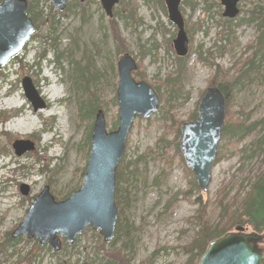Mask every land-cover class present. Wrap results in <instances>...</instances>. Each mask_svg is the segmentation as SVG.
<instances>
[{"label": "rangeland", "instance_id": "obj_1", "mask_svg": "<svg viewBox=\"0 0 264 264\" xmlns=\"http://www.w3.org/2000/svg\"><path fill=\"white\" fill-rule=\"evenodd\" d=\"M119 1L110 18L99 0H69L62 11L50 0H37L35 31L23 50L0 67V264H98L103 255L113 253L126 264H184L188 258L184 247L199 228L194 218L200 204L196 197L206 221L215 224L220 219L221 187L230 186L235 192L249 168L254 172L259 167L260 157L239 167L240 150L254 135L239 140L227 133L218 144L219 158L207 190L187 196L191 176L173 143L176 138L179 141L181 123L196 118L192 114L197 112L202 91L211 86L216 67L228 72V80L243 71L239 69L253 54L260 34L257 20L248 19L252 9L264 12V0H239V12L231 19L222 15L220 0H183L180 8L189 52L176 97L164 84L177 67L172 47L176 25L167 19L158 0ZM125 52L138 64L133 77L151 85L159 97L156 113L133 121L116 170L117 224L125 227L116 232L112 245L90 227L70 245L62 238L59 251L38 238H12L43 186L61 200L83 180L94 115L84 116L85 108L80 113L78 105L96 100L105 129L116 128V62ZM200 54L214 65L200 61ZM263 63L248 69L229 88L223 125L226 120L247 124L264 114ZM24 77L45 102L42 108L34 110L25 97ZM16 139L28 140L33 148L17 155L11 145ZM21 183L30 187L29 194L20 193Z\"/></svg>", "mask_w": 264, "mask_h": 264}, {"label": "water", "instance_id": "obj_2", "mask_svg": "<svg viewBox=\"0 0 264 264\" xmlns=\"http://www.w3.org/2000/svg\"><path fill=\"white\" fill-rule=\"evenodd\" d=\"M50 2L58 11L67 5V0ZM100 2L106 15L111 16L112 8L118 0ZM220 2L224 7V17L231 19L239 12V0ZM27 9V0L0 2V67L23 50V46L35 31ZM175 14H171V11L168 13V19L174 22L178 30L173 41L178 55H185L188 52V40L183 29V19L179 13L176 17ZM116 65V128L107 131L102 109L96 111L90 130V154L80 186L67 198L57 201L49 186H43L33 197L22 221L11 233L12 238L18 235L38 238L41 244L47 242L53 250L59 251L61 237L70 245L76 236L91 227L98 230L106 243L112 241L118 219L114 194L116 169L125 152L130 127L136 117L148 119L159 109V97L153 87L144 80H135L131 75L137 69L132 55L122 53ZM21 80L25 97L33 109L42 108L45 102L40 99L32 81L28 77ZM203 93L198 101L196 118L193 121H184L179 126L178 148L186 167L193 172L199 190L206 191L212 180L218 144L222 138L225 97L215 85L208 86ZM11 145L17 155L33 148L24 139H16ZM19 189L23 196L29 194L30 187L26 183H21ZM263 243L264 231L257 232L248 230L242 224L236 225L230 231L209 240L197 264H264V247H261Z\"/></svg>", "mask_w": 264, "mask_h": 264}, {"label": "trees", "instance_id": "obj_3", "mask_svg": "<svg viewBox=\"0 0 264 264\" xmlns=\"http://www.w3.org/2000/svg\"><path fill=\"white\" fill-rule=\"evenodd\" d=\"M157 2L159 4V7L164 11L162 0H158ZM36 3L37 0H27V13L28 16L31 17L32 21H35V15L33 13L35 11V5H37ZM250 16L251 17L248 19L249 21L257 20L256 26H258L260 34L258 36V39L255 41L253 54L250 57L246 58L243 65H241L239 69L243 71H241L240 74L234 79L228 80L229 78L226 77L228 72L221 71L218 67H216L213 77L210 80L211 86L216 85L223 93L225 97V106H227L229 100V88H233L237 80L245 76L248 69H252L253 67H255V65H259L261 62H264V35H262L264 29V12L262 13V11L258 8L252 9ZM111 20L113 19H110V21ZM257 44L261 46H257ZM223 50V48H220V55H222ZM257 54H259L258 59H256ZM185 57H182L180 55L175 56V62H177L176 71L169 73V75H167L164 79V84L166 85L168 91L175 97L181 90V70L183 68V65L185 64ZM198 59L208 64L209 66L214 65L213 61H209L208 57H203L201 54L199 55ZM256 61H258V63L255 64ZM94 75L92 76V78H95ZM216 77H219L220 80H215ZM226 79L227 81L224 82V80ZM203 92L204 91H202V94ZM86 103L87 102L84 101L82 104L78 105V110L81 113L82 109L85 108L83 115L85 116L86 114V116H93L96 113L95 111L97 110L99 105L97 104L96 100L91 102L89 101L88 104ZM196 116L197 115L195 111L192 114V119ZM175 132L176 138L178 129H176ZM227 133L239 140H244L248 135H254V138L248 143V146H245L240 150L241 153L239 155V167L242 168L245 162L250 159L257 158L258 160L260 157L258 163L259 167L255 168L254 172L252 167L249 168L246 177H244L240 181L238 189L235 192H232L230 186L221 187L217 198L218 211L220 212L218 218L220 217V219L215 224H211L210 222L206 221V218L202 211L203 208L200 197H196L195 201L199 202L200 204L197 211H195L196 216L194 218L199 225V228L195 236L184 247V252L186 253V255H188V258L184 264H197L199 256L206 248L209 240L219 237L221 234L229 231L230 228L235 225H249L251 227V230H255L257 232L264 231V114L247 124L238 120L235 123L229 124L228 120H226L223 126L222 137H226ZM177 143L178 142L176 138L173 144L176 152L179 153L180 151L177 147ZM216 158H219V155H216ZM180 159L181 161H183L181 156ZM187 172L188 174H190L191 178L189 179L184 194L190 196L192 192L199 189L196 181L193 178V172L189 169L187 170ZM118 179H120V175H118ZM242 182L246 183L242 184ZM116 196L118 201V194L115 190V198ZM115 226L116 228L114 235L116 234V232L121 230L122 227H125L120 226L119 224H117V222ZM123 231L126 233V229H124ZM114 238L116 237L113 236V239L109 243V245H112ZM101 248L103 249V246ZM98 264H126V262L124 259L113 253V255L109 256L103 255L102 258H99Z\"/></svg>", "mask_w": 264, "mask_h": 264}, {"label": "flooded vegetation", "instance_id": "obj_4", "mask_svg": "<svg viewBox=\"0 0 264 264\" xmlns=\"http://www.w3.org/2000/svg\"><path fill=\"white\" fill-rule=\"evenodd\" d=\"M2 0H0V2H1ZM69 0H67V2H68ZM85 0H83V1H80V2H84ZM178 0H162V2H163V7H164V9H166V11H167V19H168V13H169V11H171V14H177V13H179V15H180V17H181V19H183V14H182V11H181V9L182 8H180L181 7V4H182V2H183V0H180L178 3H177V6L175 7L174 5L176 4V2H177ZM66 2V3H67ZM78 2H79V0H78ZM99 2H100V0H99ZM120 1L118 0V2L113 6V8L119 3ZM100 4H101V2H100ZM66 7H67V5H66ZM65 7V8H66ZM102 7V6H101ZM64 8V9H65ZM103 8V7H102ZM113 8H112V10H113ZM63 9V10H64ZM58 11V10H57ZM59 11H62V10H59ZM103 11H104V9H103ZM112 12V11H111ZM176 14H175V17H176ZM113 16V12H112V15L111 16H108V17H112ZM169 21H171L172 23H174L172 20H170V19H168ZM184 23H185V20L183 19V29H184ZM176 30H177V28H176ZM185 30V29H184ZM178 31V30H177ZM185 32H186V30H185ZM187 34V33H186ZM187 40H188V37H187ZM172 41H173V39H172ZM172 47H173V50H174V52H175V54L176 55H178V52H176V48H175V43H174V41L172 42ZM188 49H189V40H188ZM188 49H187V51H188ZM189 52V51H188ZM188 52L185 54V55H180V56H182V57H185V56H187V54H188ZM179 56V55H178ZM137 68H138V65H137ZM137 70V69H136ZM135 71V70H134ZM134 71H132V74H133V72ZM207 88V87H206ZM116 177H117V174H116ZM57 201V200H56Z\"/></svg>", "mask_w": 264, "mask_h": 264}, {"label": "bare ground", "instance_id": "obj_5", "mask_svg": "<svg viewBox=\"0 0 264 264\" xmlns=\"http://www.w3.org/2000/svg\"><path fill=\"white\" fill-rule=\"evenodd\" d=\"M42 93V92H41Z\"/></svg>", "mask_w": 264, "mask_h": 264}]
</instances>
